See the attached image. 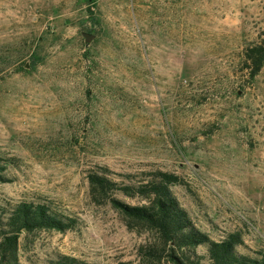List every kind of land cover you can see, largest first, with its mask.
I'll use <instances>...</instances> for the list:
<instances>
[{
    "label": "rangeland",
    "instance_id": "rangeland-1",
    "mask_svg": "<svg viewBox=\"0 0 264 264\" xmlns=\"http://www.w3.org/2000/svg\"><path fill=\"white\" fill-rule=\"evenodd\" d=\"M259 44L264 0H0V210L46 199L76 222L22 233L20 263L170 264L142 254L155 232L91 199L102 169L174 173L200 231L264 249V63L244 66Z\"/></svg>",
    "mask_w": 264,
    "mask_h": 264
},
{
    "label": "trees",
    "instance_id": "trees-1",
    "mask_svg": "<svg viewBox=\"0 0 264 264\" xmlns=\"http://www.w3.org/2000/svg\"><path fill=\"white\" fill-rule=\"evenodd\" d=\"M264 63V45L247 48L244 66L253 77ZM1 162V161H0ZM4 166L0 164L1 171ZM91 199L100 204L109 202L124 217L129 227H143L156 234L153 245L142 250L148 260L165 259L170 264H201L199 246H206L209 264H264V249L250 255L240 252L244 244L239 232H230L220 240L211 239L200 231L180 205L171 190L181 184V178L171 172L155 170L143 180L123 183L109 176L106 170H91L87 174ZM122 192L141 199L136 204L123 202L115 196ZM75 219L46 199H23L0 210V264H21L19 238L42 229L66 230L75 226ZM45 264H85L83 260L56 254ZM120 264H126L121 262Z\"/></svg>",
    "mask_w": 264,
    "mask_h": 264
},
{
    "label": "water",
    "instance_id": "water-1",
    "mask_svg": "<svg viewBox=\"0 0 264 264\" xmlns=\"http://www.w3.org/2000/svg\"><path fill=\"white\" fill-rule=\"evenodd\" d=\"M83 36L85 37V41L86 42H89V41H91L94 38V35L89 33V32H84Z\"/></svg>",
    "mask_w": 264,
    "mask_h": 264
}]
</instances>
